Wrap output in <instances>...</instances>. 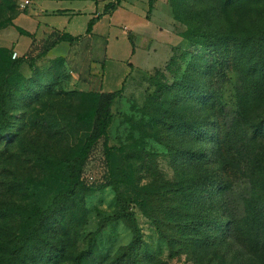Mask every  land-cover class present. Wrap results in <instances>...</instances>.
Listing matches in <instances>:
<instances>
[{"label":"rangeland","instance_id":"374dc122","mask_svg":"<svg viewBox=\"0 0 264 264\" xmlns=\"http://www.w3.org/2000/svg\"><path fill=\"white\" fill-rule=\"evenodd\" d=\"M21 1L0 0V264H264V0H121L102 23L151 33L108 96L79 45L14 62Z\"/></svg>","mask_w":264,"mask_h":264},{"label":"crops","instance_id":"0c3cea01","mask_svg":"<svg viewBox=\"0 0 264 264\" xmlns=\"http://www.w3.org/2000/svg\"><path fill=\"white\" fill-rule=\"evenodd\" d=\"M119 6L110 9L103 5L99 10L96 4L77 0H29L14 19L17 30L13 29L14 33H10L9 40L3 45L8 46L15 55H21L34 40L48 43L55 34H67L75 39L55 40L45 54L65 56L71 52V47L79 45L76 59L87 62L86 67L98 92H129L133 77L139 72L136 70L139 68V48L135 44V37L150 34L151 28L142 15L143 11L140 15L133 13L128 21L107 20L103 24L102 18H109ZM117 24L118 29L114 26ZM130 36L134 41L133 46Z\"/></svg>","mask_w":264,"mask_h":264},{"label":"trees","instance_id":"16d2710c","mask_svg":"<svg viewBox=\"0 0 264 264\" xmlns=\"http://www.w3.org/2000/svg\"><path fill=\"white\" fill-rule=\"evenodd\" d=\"M96 16H97V15H96ZM88 26H89V23H88ZM59 39L73 40V39H75V37L69 36V35L64 34V33H62V34H55L54 38H52L51 41H50L51 43H50V42L46 43V45L44 46V50H46V49L52 44V42H54L55 40H59ZM24 57H25V54L15 55V56H13V58H14V62H15L16 64H20L21 62H23V61L25 60ZM114 92H118V91H112V92H98V93H99L100 95L102 94V95L108 96V95H110V94H112V93H114ZM258 133H259V132H256L255 130L251 131V132H250V136H249V138H250L251 140H254L255 138H257ZM124 214H126L128 217H131V216L129 215L128 212H125ZM228 226H229V224L226 225V228H228ZM134 239H135L136 241L139 240V237H138V234H137V233L134 234Z\"/></svg>","mask_w":264,"mask_h":264},{"label":"built area","instance_id":"2783aa9c","mask_svg":"<svg viewBox=\"0 0 264 264\" xmlns=\"http://www.w3.org/2000/svg\"><path fill=\"white\" fill-rule=\"evenodd\" d=\"M79 1H90L93 4H97V3H101L102 6H108V7H112L117 5L121 0H79ZM29 2V0H22L20 3L21 7H24L27 5V3ZM12 56H15V52H12Z\"/></svg>","mask_w":264,"mask_h":264}]
</instances>
